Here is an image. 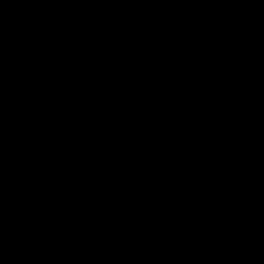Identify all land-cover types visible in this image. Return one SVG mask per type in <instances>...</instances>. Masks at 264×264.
<instances>
[{
  "label": "water",
  "instance_id": "95a60500",
  "mask_svg": "<svg viewBox=\"0 0 264 264\" xmlns=\"http://www.w3.org/2000/svg\"><path fill=\"white\" fill-rule=\"evenodd\" d=\"M0 264H264V0H0Z\"/></svg>",
  "mask_w": 264,
  "mask_h": 264
}]
</instances>
